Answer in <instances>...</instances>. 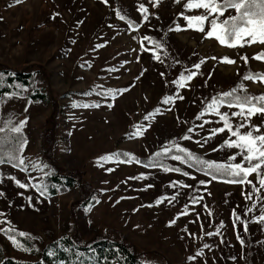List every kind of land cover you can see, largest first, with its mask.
I'll return each mask as SVG.
<instances>
[{
	"label": "rangeland",
	"instance_id": "1",
	"mask_svg": "<svg viewBox=\"0 0 264 264\" xmlns=\"http://www.w3.org/2000/svg\"><path fill=\"white\" fill-rule=\"evenodd\" d=\"M185 2L159 0L154 6L153 0H0V73L4 74L0 87L7 83L4 70L31 73L30 85L17 84L18 96L1 95L0 128L10 130L27 119L21 132L27 141L21 152L27 170L0 165V192L4 193L0 228L35 237H17L32 248L25 252L0 231V259L38 260L43 247L63 234L87 240L105 234L126 239L153 264H264V223L254 222L264 201L257 200L255 193L252 200L244 199L252 192L250 185L211 180L172 156L168 160L180 172L136 161L99 160L124 151L140 161L173 143L217 163L229 162L228 157L239 151L220 148L230 136L227 130L205 143L222 122L206 112L197 117L216 93L233 87L246 70L264 73V61L252 59L264 52V44L230 48L194 30L170 31L177 24L182 29L186 26L181 12H202L186 11ZM141 4L148 9L147 21L139 10ZM117 12L126 19L120 20ZM234 14V9L228 10L225 18ZM145 36L162 47L154 53L155 46L143 40ZM154 54L160 59H154ZM244 55L249 57L247 64L240 59ZM211 57H228L235 63ZM201 60L205 63L195 69L193 65ZM186 69L197 75L179 88L172 81L182 72L187 75ZM243 85L244 90L238 89L241 94H264L262 82L244 80ZM110 89L120 90L115 98L107 95ZM34 92L47 97L34 99L30 96ZM166 96L174 97L173 101L164 104ZM74 103L99 107L74 108ZM233 111L238 109L221 108L235 126L241 120L231 117ZM251 124L262 126L264 132V116L252 117ZM137 125L142 126L143 135L132 136ZM189 128L193 131L188 132ZM185 135L191 139H181ZM119 160L126 157L121 155ZM233 162L240 163L241 158ZM56 168L74 173L80 182L52 197L46 192L41 196L31 186L21 188L10 179L46 185L47 176ZM248 179L259 187L255 174ZM174 182H178L176 187H172ZM84 194L94 200L92 206L84 205L89 200L82 201ZM173 196L176 199L169 203ZM161 197L168 199L156 204ZM193 197L202 199L193 204ZM254 202L257 207L247 212ZM185 205L187 214L181 215ZM233 210L240 216L235 223ZM217 231L219 235H206Z\"/></svg>",
	"mask_w": 264,
	"mask_h": 264
},
{
	"label": "snow or ice",
	"instance_id": "2",
	"mask_svg": "<svg viewBox=\"0 0 264 264\" xmlns=\"http://www.w3.org/2000/svg\"><path fill=\"white\" fill-rule=\"evenodd\" d=\"M16 3H20L21 0H15ZM107 3V0H104ZM176 3H181V0H175ZM159 0H153L154 6L158 5ZM183 7L186 11L193 10H202L200 14L195 15H186L184 12H181L180 15L183 20L186 22V26L182 29L179 24L176 25L174 29H169L170 31H181V30H194L199 33L204 34V37L214 38L218 43L222 46H227L230 48L244 47L246 45L250 46L254 43L264 44V0H187L183 4ZM235 10L236 15H230L225 18V13L228 10ZM139 10L144 14V20H148V9L141 4L139 6ZM120 20H125L126 17L117 12ZM131 21L129 24L131 25ZM207 26V30H206ZM143 40H147L149 43L153 44L155 47L151 49L155 53V49L161 48L162 45L159 41L153 40L149 36H145ZM143 45V41H141ZM98 45L97 47H100ZM145 51H149V49H145ZM154 59L159 60V54H154ZM213 60H219L220 63H228L234 64L235 60H232L228 57H211ZM241 60L244 61L245 64L248 63L249 57L247 55L241 56ZM252 59L256 61H264V52H260L252 57ZM205 63L204 60H201L199 63L193 65L195 69H200L201 65ZM188 72L185 75L183 72L180 73V76L177 80L172 81L173 84L177 85L179 88H184L186 86V82L191 81L196 75L197 72L190 71L188 69L185 70ZM163 75V74H161ZM4 74L0 73V83L3 82ZM245 81H256L264 83V73H245L242 77ZM18 91L9 94L8 98H12L13 96H18L20 92V86H17ZM239 90H244V85L241 83L237 85V87L232 88L229 91H224L219 93L216 96H213L205 106L204 112L200 113V116L197 119H200L205 112L210 114H215L219 121L222 122L221 127L213 128L211 130V134L208 138L204 140L207 142V139H210L212 136L223 133L226 130L230 133L228 139H226L223 144L220 145V148H234L239 151L230 157H228L227 163H217L216 161L204 159L200 156L195 155L193 152L189 151L187 148L181 147L178 143H173L171 147H165L162 152L155 153L156 157H160L161 155L169 154L174 148L176 153L171 158L173 160L179 161L182 164H187L189 167L196 168L197 171L203 172L205 175L209 176L211 180L217 179H225V182L232 184H240V185H250L252 188V192H248L244 195L245 200H252L253 194H257V200L264 201V195H259L262 190H264V132H261L262 126H257L251 124V118L257 115L264 116V94L253 96L248 95L246 92L241 95L238 92ZM120 90H109L107 95H112L115 98V94ZM123 91H126L123 90ZM85 95H90V93H85ZM179 99H183L182 96L176 97ZM174 97L166 96L163 100L164 104H169L173 101ZM3 97H0V103H3ZM74 108L82 107H99L98 104H77L74 103L72 105ZM226 106L228 108H236L238 111H233L231 113V117H239L241 122L236 124L235 126L231 122L229 113L221 112V108ZM111 107V105H109ZM27 111V109H25ZM159 112V109L156 110ZM154 115V113L149 114ZM148 119V117H145ZM11 123V121H9ZM27 123V119L19 122L18 125L10 128V131L13 133H21L24 125ZM208 123V121H205ZM140 125L136 126V131L131 133L132 136H141L143 135V131L141 130ZM199 127H204L203 124L199 125ZM244 128H248V131H241ZM0 131H3L0 128ZM193 129L189 128L188 132H192ZM234 137V139H233ZM17 139H21V143L18 148L15 149L17 154H9L7 158V163L12 164L14 167H19L22 170H27V166L25 165V159L19 155V152L23 151L25 144L27 143L26 139L21 137H17ZM181 139L190 140L191 137L188 135L183 136ZM2 143V140H0ZM197 143H200L197 141ZM203 145L201 144V147ZM216 151V149H213ZM123 155L126 157V160L120 161L119 157ZM237 156L241 158L240 163H234L237 159ZM116 159L118 162H126L131 163L136 161L140 163L139 160L134 156H130L128 153H113L111 155L100 157V161H110ZM5 158L2 151H0V163H4ZM158 161L150 160L149 164L146 166L156 167L158 165ZM34 168L39 167L36 164L32 165ZM44 167H47L44 165ZM112 171L113 169H108ZM164 171L166 172H180L181 169L179 167L171 168L164 167ZM45 175L49 173L45 172ZM185 176H188V172L183 173ZM255 174L257 177V184L253 183V181L249 180V176ZM141 177H133V179H141ZM10 179L14 180L15 183L21 187H34L39 191L41 196L45 195L47 185L43 184H23L19 180H16L15 177H10ZM2 182V181H0ZM210 182V181H209ZM178 182H174L172 187H176ZM205 181H200V184H204ZM182 187H190L189 185H181ZM4 193L0 192V196H3ZM167 197H161L156 200V204L162 203ZM176 199L175 196L171 197L168 200L169 203L172 200ZM202 197H193L192 203H198ZM99 201H97L98 203ZM151 207V205H149ZM257 204L254 202L252 207L246 209L247 212L251 213ZM260 215L254 218V222L264 223V207H260L259 209ZM187 214V205H185V212L181 213V215ZM0 215H3L0 213ZM211 215V213H209ZM232 215L235 217L234 223L240 220V216H238L233 210ZM0 223H4V221H0ZM175 223V221H171L170 224ZM222 226V225H221ZM244 230L247 231V222L244 223ZM5 235L8 236V239L12 242V244L25 252L32 251V248L25 247L23 243H21L17 237H26L27 239H35L29 233H25L23 231L17 232L14 228L2 229ZM12 233L9 235V233ZM208 236L219 235V231L216 233L208 232L206 233ZM239 239V237H238ZM243 244V241H240ZM208 244H204V248H208ZM50 255L54 253H49ZM202 254L198 253V255ZM189 259H195V257H189Z\"/></svg>",
	"mask_w": 264,
	"mask_h": 264
},
{
	"label": "trees",
	"instance_id": "3",
	"mask_svg": "<svg viewBox=\"0 0 264 264\" xmlns=\"http://www.w3.org/2000/svg\"><path fill=\"white\" fill-rule=\"evenodd\" d=\"M236 15V12L235 14ZM8 73L6 80L7 83L0 87V97L4 93L17 92V84L30 85L31 73L24 71H14L10 74L8 70H4ZM262 73L252 69H248L244 72L248 73ZM243 74V75H244ZM243 75L239 78V81L229 88L227 91L239 84H243ZM221 93V92H219ZM216 93L214 96L218 95ZM241 94V93H239ZM242 93L241 95H243ZM34 99H45L47 94L41 92H34L30 95ZM17 137H23L22 133H13L10 130L0 131V151L3 152L5 158V164L7 163L8 155L17 154L15 149L19 147L21 139ZM162 152V151H158ZM118 153H125L120 151ZM157 153V152H156ZM194 153V152H193ZM22 155L21 152L18 153ZM177 154L176 151H171L169 154L156 157L155 155L140 159L143 165H148L150 160L158 161L156 167H171L172 165L168 158ZM201 158L208 159L205 156L194 153ZM210 160V159H209ZM4 163H0L4 164ZM12 165V164H10ZM149 167V166H147ZM193 168V167H192ZM57 169V168H56ZM196 170V168H193ZM197 171V170H196ZM200 172V171H199ZM203 173V172H202ZM226 179V178H225ZM225 179H217L225 182ZM80 182V178L72 172L64 169H57L54 173L47 176L46 179V194L47 196H57ZM85 199H89L86 201ZM85 206H92L93 199H90L88 195L84 194ZM49 253H54L50 255ZM0 264H153L146 260L145 255L136 246L128 242L126 239H118L113 236L105 234H99L92 239H83L77 234H63L57 238L52 239L47 243L40 252V258L38 260H22L14 257H4L0 259Z\"/></svg>",
	"mask_w": 264,
	"mask_h": 264
}]
</instances>
